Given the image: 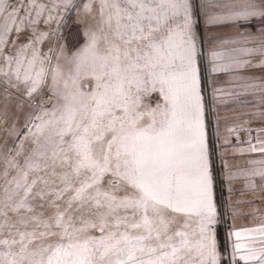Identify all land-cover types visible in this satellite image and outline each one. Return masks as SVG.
I'll list each match as a JSON object with an SVG mask.
<instances>
[{
    "label": "snow or ice",
    "instance_id": "snow-or-ice-1",
    "mask_svg": "<svg viewBox=\"0 0 264 264\" xmlns=\"http://www.w3.org/2000/svg\"><path fill=\"white\" fill-rule=\"evenodd\" d=\"M200 7L206 25L231 22L240 37L209 49L212 73L264 67V0ZM194 9L193 0H0V264H223L225 252L231 264H264V223L218 246ZM71 12L82 25L74 51L61 32ZM256 54L257 64L242 58ZM255 81L245 89L264 93ZM154 93L155 106L145 104ZM247 144L241 152L264 157V129ZM249 163L239 176L256 190L264 158ZM227 176L231 185L230 167Z\"/></svg>",
    "mask_w": 264,
    "mask_h": 264
},
{
    "label": "rangeland",
    "instance_id": "rangeland-1",
    "mask_svg": "<svg viewBox=\"0 0 264 264\" xmlns=\"http://www.w3.org/2000/svg\"><path fill=\"white\" fill-rule=\"evenodd\" d=\"M203 2L204 0H193L195 6L194 10L197 11L200 17L198 30L202 49L200 58L202 94L206 108V118L210 124L209 133L217 152L216 195L219 201V206L216 232L218 246L221 248L228 246L230 248V242L228 240L229 232L259 227L264 223V217L261 216L264 214V204L261 205L259 202L257 204L252 203V197L256 196L260 198L261 196H264V191L254 190L252 193L246 194L244 189L246 187L248 190L251 188L247 186L246 182L242 181L243 177L238 176V173L241 170H244V165H246V163L264 157L259 156V153H254V155L250 157V152L240 151L241 149H247V145L242 142L237 144L233 142L236 139H247V141H249L255 136L256 130H258L245 128V123L250 121V118H254L251 117L249 113L244 112L246 105L244 104V99L248 94L246 91H241L239 95H237L233 87L231 90L232 95H224L221 97L215 89H223L227 92L229 84L236 82L233 79H241L245 73H248L249 69H244V67L226 73L211 72L209 64V49L219 43L220 40H238L240 37L236 35L238 29L233 27V25L231 31L221 32V29L218 26L226 22L228 23V21L215 26L206 25L203 17L204 9L200 7ZM213 10L220 11L219 9ZM68 18L71 19L68 29L71 27L75 28L73 29V36H70L69 38L67 37L68 32L66 28ZM81 27V24L76 21L75 12L66 14V18L61 28L62 42L70 51L76 50V48L82 43L80 35L82 31ZM214 29L216 30L214 31ZM239 30L243 31V29ZM251 30L255 32L257 29L251 28ZM217 50L227 53L230 49L225 47ZM242 58L244 59V57ZM256 71L257 75L261 77L260 79H264V70L258 68ZM237 74L243 76L238 77ZM87 86L88 85L85 84V87ZM157 99L158 96L154 93L150 97H146L144 102L150 106H155ZM260 114L259 116H261ZM257 119L260 118L257 117ZM229 128H235L236 131L229 133ZM252 142L255 143V140ZM225 165L230 167L234 174V181L231 185L228 183V167H225ZM250 167H252V165H250ZM257 181L255 183L256 187L264 188V181H261L259 178ZM229 186L231 190H234L236 187L238 188L236 189V192L231 191V194L227 196ZM233 205H235V208ZM234 212H238L239 214L234 215ZM223 264H231L227 252L223 253Z\"/></svg>",
    "mask_w": 264,
    "mask_h": 264
},
{
    "label": "crops",
    "instance_id": "crops-1",
    "mask_svg": "<svg viewBox=\"0 0 264 264\" xmlns=\"http://www.w3.org/2000/svg\"><path fill=\"white\" fill-rule=\"evenodd\" d=\"M9 2L12 4V6H16L17 0H9ZM11 10V9H9ZM232 23L231 22H226L224 24L219 25L218 27L221 29V32H225V31H231L232 30ZM82 26V25H81ZM227 26V27H226ZM41 27H43V25H41ZM53 27H55V24H53ZM234 27V26H233ZM82 28V27H81ZM216 29H214L215 31ZM220 32V31H219ZM240 38H238L239 40ZM247 47H253L252 44H248ZM48 45L47 43L43 45V50L47 51ZM245 60L251 59L253 61L254 64H257L262 57L259 54H256L252 57L249 56H243ZM258 68H262V70H264V67H245L244 69H249L248 73H245V75H241V74H237V76H243L241 79H233L234 81H236L235 83H230L228 86V90L227 92H231L232 93V88L234 87L235 93H240L241 91H246L247 92V97L244 99V104L245 105V113H249L251 117L254 118H250V121H247L245 123V128H251V129H258L256 130L255 135H257L261 129H264V118H261V116H259L260 113L264 112V93H261V91L257 88V89H245V85L247 83H251L252 82V78H256V83L259 84L261 80L264 79H260L261 77L257 75V69ZM236 70V69H235ZM230 89V90H229ZM240 106V105H239ZM248 114V115H249ZM260 118V119H257ZM234 143H240L242 142L243 144L247 145V139H236L233 141ZM246 147V148H247ZM254 155V153L250 154V157H252ZM259 156H261V154H259ZM262 157V156H261ZM250 163H246V165H244V170L250 168ZM239 174V173H238ZM239 176V175H238ZM240 177V176H239ZM259 177L254 178V183H256L257 179ZM260 179V178H259ZM242 181L245 182V179L242 178ZM258 183V181H257ZM238 187L234 188V190H231L230 186H229V190L228 191V195L230 194V191L232 192H236V189ZM245 193H252L254 190L253 189H247V187L244 189ZM256 191H264V188H259L258 186L256 187ZM255 198V199H254ZM253 201L252 203L257 204L258 202L262 205L264 204V196H261L260 198L253 196L252 197ZM254 207V206H252ZM262 217H264V214L261 215Z\"/></svg>",
    "mask_w": 264,
    "mask_h": 264
},
{
    "label": "built area",
    "instance_id": "built-area-1",
    "mask_svg": "<svg viewBox=\"0 0 264 264\" xmlns=\"http://www.w3.org/2000/svg\"><path fill=\"white\" fill-rule=\"evenodd\" d=\"M70 21H71V19L70 18H68V20H67V24H66V28H67V32H68V34H67V37L69 38L70 36H73V29H75L74 27H71V28H69L68 29V27H69V25H70ZM252 28H254V29H256L254 26L252 27Z\"/></svg>",
    "mask_w": 264,
    "mask_h": 264
}]
</instances>
